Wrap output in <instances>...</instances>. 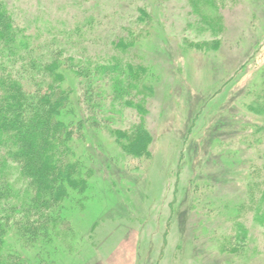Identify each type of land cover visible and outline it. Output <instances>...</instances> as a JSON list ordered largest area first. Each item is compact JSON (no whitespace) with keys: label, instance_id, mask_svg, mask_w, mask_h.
I'll list each match as a JSON object with an SVG mask.
<instances>
[{"label":"rangeland","instance_id":"1","mask_svg":"<svg viewBox=\"0 0 264 264\" xmlns=\"http://www.w3.org/2000/svg\"><path fill=\"white\" fill-rule=\"evenodd\" d=\"M7 1L35 41L64 45L85 70L65 81L87 119L75 143L88 194L44 264H264V225L246 209L264 154L247 124L264 120L248 107L264 72V0ZM127 64L142 70L131 87ZM136 125L150 152L121 146Z\"/></svg>","mask_w":264,"mask_h":264},{"label":"trees","instance_id":"2","mask_svg":"<svg viewBox=\"0 0 264 264\" xmlns=\"http://www.w3.org/2000/svg\"><path fill=\"white\" fill-rule=\"evenodd\" d=\"M35 40L8 1L0 0V264H44L49 255L53 259L60 226L71 223L72 210L86 199L92 173L75 143L87 123L85 114L80 110L81 116L76 115L74 108L81 98L65 81L69 71L81 77L85 70L64 45ZM126 67L131 87L136 79L128 76L142 70ZM261 81L248 107L264 117V72ZM131 104L138 109L142 105ZM247 124L255 126L256 140L264 136V120ZM123 134L117 138L124 150L134 155L150 152L151 136L143 125ZM262 157L260 169L248 173L246 209L253 211V222L264 225ZM12 171L17 172L15 178ZM223 235L229 243L231 236Z\"/></svg>","mask_w":264,"mask_h":264}]
</instances>
